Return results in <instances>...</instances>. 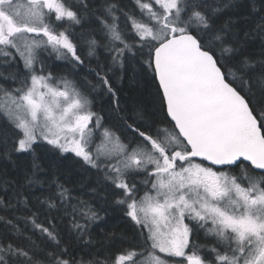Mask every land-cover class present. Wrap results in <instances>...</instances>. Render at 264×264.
Returning a JSON list of instances; mask_svg holds the SVG:
<instances>
[{
  "label": "snow or ice",
  "instance_id": "1",
  "mask_svg": "<svg viewBox=\"0 0 264 264\" xmlns=\"http://www.w3.org/2000/svg\"><path fill=\"white\" fill-rule=\"evenodd\" d=\"M0 264H264V0H0Z\"/></svg>",
  "mask_w": 264,
  "mask_h": 264
},
{
  "label": "trees",
  "instance_id": "2",
  "mask_svg": "<svg viewBox=\"0 0 264 264\" xmlns=\"http://www.w3.org/2000/svg\"><path fill=\"white\" fill-rule=\"evenodd\" d=\"M48 61L54 73L58 75L66 74V69L64 67L63 61L56 60L54 56ZM135 81L136 82H133L132 79L126 78L124 81L117 82L115 84V87L121 89L120 96L122 100H124L125 95L131 96L135 93H142L144 96H147L148 93L152 91L154 88V85L151 82V80L148 77H145L143 74L136 75ZM93 111H95L99 116L103 118L102 123L106 127L111 126L115 122L114 119L110 118V117H114V114L110 113L108 110L107 98L104 99L97 98L96 100H94ZM48 155L54 157L56 154L49 153ZM41 163H44L47 166L48 161L45 158L42 159ZM63 163L65 166L68 165L67 161H64ZM79 175H80L79 173L74 172L71 179L73 181L79 179ZM67 186L72 187L73 185L69 183ZM76 191L79 192V189L77 188ZM83 198L88 199V196L85 195ZM97 206L99 207V204ZM104 209L106 210L107 214H105V211H101L100 214L102 216H105V220L99 222V227L93 225V238L100 239L101 228L104 229V231H110L113 229V227H115L117 232H124L127 233L129 236H131L132 225L129 222V219L123 216L120 206L109 203L104 205Z\"/></svg>",
  "mask_w": 264,
  "mask_h": 264
},
{
  "label": "rangeland",
  "instance_id": "3",
  "mask_svg": "<svg viewBox=\"0 0 264 264\" xmlns=\"http://www.w3.org/2000/svg\"><path fill=\"white\" fill-rule=\"evenodd\" d=\"M48 64H49V61H48ZM49 66H50V64H49ZM141 194H142V193H141ZM201 237H202L201 239H203V233H201Z\"/></svg>",
  "mask_w": 264,
  "mask_h": 264
}]
</instances>
